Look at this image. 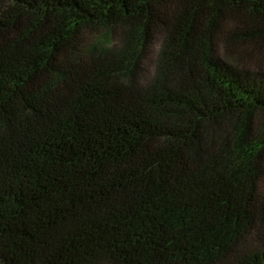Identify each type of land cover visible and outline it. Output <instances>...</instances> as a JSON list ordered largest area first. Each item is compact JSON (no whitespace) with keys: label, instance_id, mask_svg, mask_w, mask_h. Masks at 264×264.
Listing matches in <instances>:
<instances>
[{"label":"trees","instance_id":"1","mask_svg":"<svg viewBox=\"0 0 264 264\" xmlns=\"http://www.w3.org/2000/svg\"><path fill=\"white\" fill-rule=\"evenodd\" d=\"M0 264H264V0H0Z\"/></svg>","mask_w":264,"mask_h":264}]
</instances>
